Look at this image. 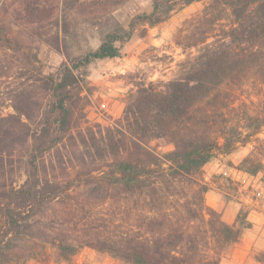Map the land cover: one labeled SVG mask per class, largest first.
I'll return each instance as SVG.
<instances>
[{"label": "trees", "instance_id": "16d2710c", "mask_svg": "<svg viewBox=\"0 0 264 264\" xmlns=\"http://www.w3.org/2000/svg\"><path fill=\"white\" fill-rule=\"evenodd\" d=\"M197 1L154 0L150 13L126 27L114 22L98 48L74 57L58 39L51 46L66 61L55 70L0 25V51L10 53L9 69L20 80L9 95L14 113L0 112V264H25L48 248L70 262L85 247L128 264H220L251 228L243 211L231 225L205 206L202 176L218 152H232L264 128V107L252 113L238 103L245 80L264 85V0H213L178 31L187 56L176 78L137 81L111 126L75 125L88 88L82 72L117 58L139 26L154 27L179 2ZM40 4L25 0L28 23ZM5 68L0 61V78ZM152 142L172 149L158 151ZM239 168L258 174L264 164L250 156ZM108 203L125 206L126 231L95 218Z\"/></svg>", "mask_w": 264, "mask_h": 264}, {"label": "rangeland", "instance_id": "374dc122", "mask_svg": "<svg viewBox=\"0 0 264 264\" xmlns=\"http://www.w3.org/2000/svg\"><path fill=\"white\" fill-rule=\"evenodd\" d=\"M83 1L40 0L38 19L28 23L25 0H0V25L9 33L10 39L28 47H37L42 64L55 70L66 61V55L65 52H57L52 43L59 39L62 47L66 44L71 57L96 49L114 22L128 26L134 16L150 13L154 0ZM212 2H179L166 21L154 27L139 26L134 36L121 46L117 58L89 65L87 71L82 72L88 88L85 87L83 93V112L75 116L78 129L113 125L123 116L128 96L136 89L137 81L158 83L176 78L177 64L187 56L176 44L178 31L187 20L200 15ZM224 24H229L228 20L218 22V25ZM12 60L9 52L0 51V61L8 73L0 78V112L4 116L14 113L9 95L20 85L17 72L9 69ZM238 89L239 104H246L252 113L262 110L264 85L259 78L245 80ZM152 145L158 146L161 152L172 149L171 145L162 142H152ZM250 156L255 163L264 164V128L247 144H239L232 152H218L203 167L202 178L209 185V191L204 195L205 206L217 211L228 224H235L241 211L247 213V220L251 223V228L245 230L241 240L229 249L220 264H264L257 260V257L264 256V169L258 174H250L239 168L242 161ZM124 211L123 204L108 203L99 206L94 213L96 219H111L118 223L119 228L110 229L121 232L131 227L130 217ZM25 264L128 263L85 247L70 262L60 261L48 248Z\"/></svg>", "mask_w": 264, "mask_h": 264}]
</instances>
